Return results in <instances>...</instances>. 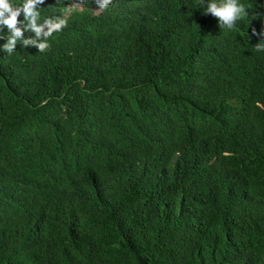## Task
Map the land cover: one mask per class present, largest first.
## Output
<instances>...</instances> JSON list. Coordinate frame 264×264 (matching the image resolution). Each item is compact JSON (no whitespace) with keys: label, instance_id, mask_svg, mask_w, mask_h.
<instances>
[{"label":"trees","instance_id":"1","mask_svg":"<svg viewBox=\"0 0 264 264\" xmlns=\"http://www.w3.org/2000/svg\"><path fill=\"white\" fill-rule=\"evenodd\" d=\"M244 2L222 32L201 0H45L67 21L49 47L0 51V264H264V0Z\"/></svg>","mask_w":264,"mask_h":264},{"label":"clouds","instance_id":"2","mask_svg":"<svg viewBox=\"0 0 264 264\" xmlns=\"http://www.w3.org/2000/svg\"><path fill=\"white\" fill-rule=\"evenodd\" d=\"M45 0H0V39L6 43L0 51L11 55L17 46L34 47L39 53L49 47V39L61 31L67 21L59 16L41 19L40 8ZM58 2V0H57ZM112 0H97V9L107 8ZM204 15L217 18L223 31H232L239 22L249 18V8L244 0H201ZM22 17V19H21ZM26 33L34 35L26 37ZM264 35V34H262ZM256 52H264V41L255 46Z\"/></svg>","mask_w":264,"mask_h":264}]
</instances>
